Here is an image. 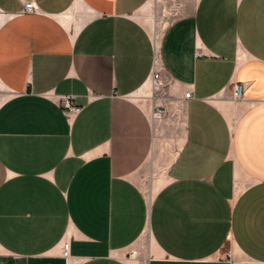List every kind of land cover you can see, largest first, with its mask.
I'll return each mask as SVG.
<instances>
[{"label": "crops", "instance_id": "obj_1", "mask_svg": "<svg viewBox=\"0 0 264 264\" xmlns=\"http://www.w3.org/2000/svg\"><path fill=\"white\" fill-rule=\"evenodd\" d=\"M150 1L0 0V264H264V0H185L153 98Z\"/></svg>", "mask_w": 264, "mask_h": 264}, {"label": "rangeland", "instance_id": "obj_2", "mask_svg": "<svg viewBox=\"0 0 264 264\" xmlns=\"http://www.w3.org/2000/svg\"><path fill=\"white\" fill-rule=\"evenodd\" d=\"M184 2L185 0H151L145 10L141 11L140 16L142 20L156 39V32L159 36H163L170 24L181 15ZM170 86L169 83L165 84V87ZM142 92L153 98L161 90L155 91L149 85ZM173 97L172 94L164 96L171 103V109L167 110L168 113L164 111L162 114L175 116L178 105ZM151 246V235L149 232H146L134 246L126 250L127 261L131 264H147V256Z\"/></svg>", "mask_w": 264, "mask_h": 264}, {"label": "built area", "instance_id": "obj_3", "mask_svg": "<svg viewBox=\"0 0 264 264\" xmlns=\"http://www.w3.org/2000/svg\"><path fill=\"white\" fill-rule=\"evenodd\" d=\"M38 8L34 2H27L25 3V12L26 13H36ZM157 41L153 39L154 46H155V61L154 67L151 76L149 77V85L153 90H162L165 87V80L163 77V68L161 66V39L162 36H159L156 32ZM245 86L243 84H236L233 88L232 98L235 101L242 100L244 98ZM193 91L190 90L186 92L183 96V99L189 100L192 98ZM59 105L65 112H69L71 114H80L82 112V107L78 106L75 102V96L66 95V96H59ZM159 113H163L164 110L158 108ZM230 255H228L229 257ZM62 257L66 260H69L71 257V242L69 238H66L62 244ZM232 264H238V262L232 261Z\"/></svg>", "mask_w": 264, "mask_h": 264}]
</instances>
